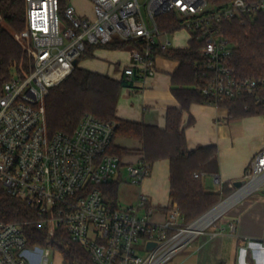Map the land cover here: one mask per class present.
Wrapping results in <instances>:
<instances>
[{
  "label": "built area",
  "instance_id": "2783aa9c",
  "mask_svg": "<svg viewBox=\"0 0 264 264\" xmlns=\"http://www.w3.org/2000/svg\"><path fill=\"white\" fill-rule=\"evenodd\" d=\"M92 18L82 16L59 0H26V28L15 34L28 42L32 69L24 78L14 75L0 87V190L17 197L35 212L49 237L63 227L82 246L94 264H168L202 235L199 220L186 223L178 205L164 222H153L148 197L140 193L134 206L114 209L106 204L103 186L117 176L121 160L108 152L117 127L86 113L73 134L48 135L45 100L77 68L89 46L115 40L132 42V65L124 70L130 83L156 74L158 51L172 48L157 18L175 13L181 30L202 40L203 66L208 74L203 95L212 101L254 94L264 81L241 80L230 64L232 45L221 24L264 13V0H232L216 6L207 0H88ZM4 18L0 14V25ZM179 29V30H180ZM153 166L141 158L128 167L131 184L140 186ZM196 177H198L196 175ZM244 185L222 203L253 192H264V149L249 162ZM238 201V200H237ZM220 203V204H222ZM145 211L143 216L140 212ZM153 243L154 247L149 248ZM42 248H29L23 224L0 222V264H49ZM145 251L144 256L139 252Z\"/></svg>",
  "mask_w": 264,
  "mask_h": 264
},
{
  "label": "trees",
  "instance_id": "16d2710c",
  "mask_svg": "<svg viewBox=\"0 0 264 264\" xmlns=\"http://www.w3.org/2000/svg\"><path fill=\"white\" fill-rule=\"evenodd\" d=\"M209 4L224 6L232 0H207ZM61 9L69 4L59 0ZM0 14L4 24L0 25V87L14 75L24 78L32 69L29 48L15 38V34L26 28V0H0ZM181 18L175 13L161 15L157 24L162 31L175 32L181 27ZM223 34L232 45L230 64L241 79L264 81V13L248 16L244 24L225 21L221 24ZM132 42L115 40L105 46L112 49H129ZM202 40L197 34L189 41V48L158 51L179 63L172 75V92L179 108L167 113L165 129L143 123L119 119L116 115L120 91L129 84L109 76L77 67L62 84L52 88L46 97V119L48 135L73 134L86 113L101 121L117 123L113 142L108 150L112 155L125 156L128 151L116 147L118 137L138 140L142 148L139 155L152 166L161 160L170 162V200L182 212L185 222L192 223L209 212L232 190L215 192L205 185V177L219 173V152L216 146L190 150L187 145L183 115L192 104H212L225 108L232 118L264 114V87L254 94H244L234 99L212 101L202 93L208 74L201 52ZM89 46L85 55L89 54ZM196 175L198 177H196ZM105 202L114 209L118 206L117 185L109 183L102 188ZM35 212L23 200L0 190V222L23 224V233L29 248L50 249L62 255L65 264H94L89 253L73 242L63 227L49 237L48 226L39 227L33 220Z\"/></svg>",
  "mask_w": 264,
  "mask_h": 264
},
{
  "label": "crops",
  "instance_id": "0c3cea01",
  "mask_svg": "<svg viewBox=\"0 0 264 264\" xmlns=\"http://www.w3.org/2000/svg\"><path fill=\"white\" fill-rule=\"evenodd\" d=\"M69 4L80 15L93 17L94 6L90 5V11L79 3ZM185 46L172 48H189ZM89 51L77 67L127 81L124 70L133 63L129 49L92 47ZM178 66L177 61L159 56L153 77L134 83L127 81L129 86L120 91L117 117L165 129L169 109L180 107L172 92V75ZM182 125L190 150L206 146L218 148L219 173L205 177L212 178L207 186L215 192L228 189L234 192L232 185L243 180L252 157L264 149V114L232 118L225 108L192 104L183 115ZM114 145L128 151L119 157L121 166L111 182L117 185L119 201V186L129 178L128 167L142 158L139 155L142 145L138 140L124 137H118ZM134 193L135 199L140 193L148 197L153 222H164L172 206L169 160L156 162L150 177L134 188ZM144 214L145 211L140 212V216ZM178 255L180 260L176 264H264V192H253L239 199Z\"/></svg>",
  "mask_w": 264,
  "mask_h": 264
},
{
  "label": "rangeland",
  "instance_id": "374dc122",
  "mask_svg": "<svg viewBox=\"0 0 264 264\" xmlns=\"http://www.w3.org/2000/svg\"><path fill=\"white\" fill-rule=\"evenodd\" d=\"M68 2L79 3L84 8H87L90 11L92 10L91 6L93 7V4L90 1H88V0H68ZM172 35H174V36H172ZM169 38H170V40L172 42V47L173 48L180 47L181 45H186L185 47H188L189 46V39L191 38V34L187 30H181L180 29V30L175 31L173 34H170ZM23 45L29 48L28 42H23ZM208 180H210L211 182L213 181L212 178H210V177L206 178L205 179V181H206L205 185L206 186L208 185V183H207ZM136 187H137L136 185L131 184L130 178H127L125 180V183L120 184V186H119V201H118V203H119V206H121L123 209L132 207V206H134L136 204L137 196H136V199H135V193H134V188H136ZM229 196H227V197H229ZM227 197L223 198L218 204H220L224 200H226ZM216 206H214V207H216ZM225 212L221 216H219L216 219V221L221 219L223 217V215L225 214ZM41 250H42L43 257L46 256V251L49 250L50 253L47 256L49 264H65L64 261H63V257H62V255L60 253L51 251L49 248L48 249H41ZM139 254H140V256H144L146 254V252L145 251H140ZM179 260H180V255H177L168 264H176Z\"/></svg>",
  "mask_w": 264,
  "mask_h": 264
},
{
  "label": "bare ground",
  "instance_id": "6f19581e",
  "mask_svg": "<svg viewBox=\"0 0 264 264\" xmlns=\"http://www.w3.org/2000/svg\"><path fill=\"white\" fill-rule=\"evenodd\" d=\"M239 200V197H233L229 199L228 201L220 204L217 206L214 210L209 212L206 216H204L197 226H200L201 228H204L207 224L217 219L219 216H221L228 208H230L234 203Z\"/></svg>",
  "mask_w": 264,
  "mask_h": 264
},
{
  "label": "water",
  "instance_id": "95a60500",
  "mask_svg": "<svg viewBox=\"0 0 264 264\" xmlns=\"http://www.w3.org/2000/svg\"><path fill=\"white\" fill-rule=\"evenodd\" d=\"M244 185V181H238V182H236L235 184H234V186L236 187V188H241L242 186ZM220 204H218L217 206H219ZM216 206V207H217ZM216 207H214L213 209H211L209 212H211L212 210H214ZM209 212H207L204 216H206ZM204 216H202V217H200L199 219H202ZM198 219V220H199ZM152 247H154V244L153 243H151V244H149V248H152Z\"/></svg>",
  "mask_w": 264,
  "mask_h": 264
}]
</instances>
